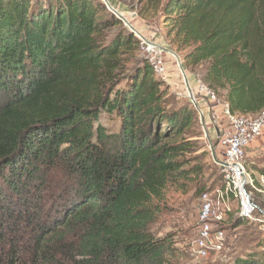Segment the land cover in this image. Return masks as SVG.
I'll use <instances>...</instances> for the list:
<instances>
[{
  "label": "trees",
  "instance_id": "trees-1",
  "mask_svg": "<svg viewBox=\"0 0 264 264\" xmlns=\"http://www.w3.org/2000/svg\"><path fill=\"white\" fill-rule=\"evenodd\" d=\"M161 15L231 114L264 109V0H164ZM111 25L100 0H0V264H179L153 225L195 110L170 109L150 65L114 74L135 38L108 42Z\"/></svg>",
  "mask_w": 264,
  "mask_h": 264
},
{
  "label": "rangeland",
  "instance_id": "rangeland-1",
  "mask_svg": "<svg viewBox=\"0 0 264 264\" xmlns=\"http://www.w3.org/2000/svg\"><path fill=\"white\" fill-rule=\"evenodd\" d=\"M163 2L164 0H109L110 5L122 14L134 31L117 18L121 25H111L108 30V42L120 34L122 29L132 33L135 38V43L121 53L122 62L114 74H131L136 68L151 66V61L155 59L161 62L164 69L161 74L154 72V77L162 84L160 90L164 92L167 106L177 110L189 105L195 110L193 124L177 139L179 142L185 140L189 147L183 167L186 174L166 189L153 231L159 237L172 236L177 249L174 261L179 264H230L249 254H255L262 261L264 218L258 222L257 219L261 216L259 211L253 213L254 220L240 216L241 210L236 200L233 201V211L225 222L227 238L224 249L205 259H198L194 254L200 196L209 188L221 186L223 181L220 164L224 161V140L228 128L222 111L224 94L215 95V99L207 96L204 89L206 85L202 81L203 65L183 68L191 88L192 100L198 105L197 110L194 108L176 58L157 47L174 51L182 65L186 51L177 52L172 37L167 34V27L161 15ZM107 11L109 12L108 9ZM123 84L120 83L116 89L122 88ZM119 122L115 114L102 113L99 118V123L108 133L118 131ZM261 139V143H264V138ZM243 165L253 179L264 174V144L251 147L246 153ZM246 190L253 203L264 212V193L256 192L250 186H246Z\"/></svg>",
  "mask_w": 264,
  "mask_h": 264
},
{
  "label": "built area",
  "instance_id": "built-area-1",
  "mask_svg": "<svg viewBox=\"0 0 264 264\" xmlns=\"http://www.w3.org/2000/svg\"><path fill=\"white\" fill-rule=\"evenodd\" d=\"M151 67L157 74L164 71L161 62L155 59L151 61ZM204 89L210 99H215L213 92L207 87ZM222 111L228 127L224 140V161L220 164L223 181L221 186L203 192L199 199L194 241V254L198 259H205L224 249L227 238L225 222L233 211L231 207L234 200L240 206V216L254 220L253 213L259 211L261 216L258 222L264 218V212L246 192V186H250L254 191L264 193V174L253 179L243 165L250 146L264 138V109L255 116L234 115L230 113L228 105L222 102ZM262 224L264 228V220Z\"/></svg>",
  "mask_w": 264,
  "mask_h": 264
},
{
  "label": "water",
  "instance_id": "water-1",
  "mask_svg": "<svg viewBox=\"0 0 264 264\" xmlns=\"http://www.w3.org/2000/svg\"><path fill=\"white\" fill-rule=\"evenodd\" d=\"M103 5L109 10V12H111L112 14H114L116 16V18H118L119 20H121L126 26L129 27V29L131 31H134V29L131 27V25L128 24L127 20L125 18H123L122 14L118 13L109 3L108 0H101ZM160 50L164 51V52H167L169 54H171L172 56H174L177 60V63H178V67H179V70L183 76V80H184V84H185V87L187 89V92L189 94V97L191 98V101L193 102V105H194V108L197 110L198 108V105L195 103L192 97V92H191V88H190V85H189V81L185 75V72H184V69H183V66L181 65V62H180V59L178 58V56L175 54L174 51L172 50H169V49H166V48H163V47H159L157 46ZM212 157L213 159L215 160V155L212 151ZM246 200L249 202L250 201V198L249 196H247Z\"/></svg>",
  "mask_w": 264,
  "mask_h": 264
},
{
  "label": "crops",
  "instance_id": "crops-1",
  "mask_svg": "<svg viewBox=\"0 0 264 264\" xmlns=\"http://www.w3.org/2000/svg\"><path fill=\"white\" fill-rule=\"evenodd\" d=\"M261 140H262V139H259V140H257L256 142H254V143L250 146V148L256 146L257 144H260V145L262 144V145H263L264 143H261ZM263 140H264V139H263ZM258 147H259V146H258ZM250 148H249V149H250Z\"/></svg>",
  "mask_w": 264,
  "mask_h": 264
},
{
  "label": "bare ground",
  "instance_id": "bare-ground-1",
  "mask_svg": "<svg viewBox=\"0 0 264 264\" xmlns=\"http://www.w3.org/2000/svg\"><path fill=\"white\" fill-rule=\"evenodd\" d=\"M245 203H246V201H245ZM247 208H249V207L247 206Z\"/></svg>",
  "mask_w": 264,
  "mask_h": 264
}]
</instances>
